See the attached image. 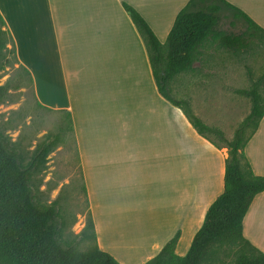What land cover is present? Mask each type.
I'll return each instance as SVG.
<instances>
[{"label":"crops","instance_id":"crops-1","mask_svg":"<svg viewBox=\"0 0 264 264\" xmlns=\"http://www.w3.org/2000/svg\"><path fill=\"white\" fill-rule=\"evenodd\" d=\"M187 1L0 0L9 47L37 103L69 115L97 244L121 264H134L136 251L143 257L135 264H143L178 229L175 251L184 255L223 189L227 147L200 135L158 91L144 41L123 6L164 42ZM225 1L264 29V0ZM218 82L201 76L193 93L173 92L212 126L211 105L202 99L214 96ZM244 154L253 172L264 175V114ZM110 229L115 250L106 244ZM242 229L264 252V191L253 198Z\"/></svg>","mask_w":264,"mask_h":264},{"label":"trees","instance_id":"trees-1","mask_svg":"<svg viewBox=\"0 0 264 264\" xmlns=\"http://www.w3.org/2000/svg\"><path fill=\"white\" fill-rule=\"evenodd\" d=\"M123 6L144 41L158 91L182 110L200 135L219 146L207 135L211 133L227 147L222 192L208 206L187 252L179 255L175 251L178 229L143 264H222L225 257H232L230 264H264V252L244 237L242 229L253 198L264 191V175L253 172L244 154V146L264 114V93L260 89L264 74L250 88L237 90L250 98L251 106L230 139L222 129L196 115L189 99L174 98L170 93L173 77L193 72L201 50L211 44L231 51L246 49L254 40L264 41V29L225 0H188L177 13L165 41L160 42L133 7L126 3ZM234 26L239 28L234 30ZM11 42L0 13V70ZM12 51L15 56L14 48ZM8 89L0 83V102ZM53 147L54 140L47 135L24 162L9 136L0 131V264H121L99 248L90 210L80 235L92 244L79 250L62 241L54 202L43 204L33 194L31 178L44 166Z\"/></svg>","mask_w":264,"mask_h":264},{"label":"rangeland","instance_id":"rangeland-1","mask_svg":"<svg viewBox=\"0 0 264 264\" xmlns=\"http://www.w3.org/2000/svg\"><path fill=\"white\" fill-rule=\"evenodd\" d=\"M228 26V20H225V27ZM238 28L234 26L232 29ZM9 45L4 67L0 70V83L9 88L7 96L0 102V131L9 136L24 162L30 159L37 143L47 135L54 140V147L47 155L46 163L31 178V190L39 202H54L59 215L57 219L61 221L62 241L84 250L92 244V241L80 235L88 216L89 202L69 118L64 113L42 108L37 103L29 75L18 65L13 48ZM193 66V72L173 77L171 95L182 98L173 90L193 93L201 76H217L219 82L214 96H206L202 100L211 105L206 111V117L210 118L212 126L222 129L226 138L230 139L251 106L250 98L237 90L250 88L253 81L264 74V41L254 40L248 48L239 51L211 44L201 50ZM261 84L260 89L264 93V78ZM207 135L223 145L213 134ZM110 230L105 238L106 244L115 250L118 244L114 246L112 237L115 232L111 230L112 234H109ZM123 244L124 247L130 245L125 242ZM134 245L139 247L140 244ZM113 253L111 254L120 261ZM119 253L126 256L129 252L122 250ZM135 253L137 257L131 256L132 261H142L143 253ZM231 262L232 257H225L222 264Z\"/></svg>","mask_w":264,"mask_h":264}]
</instances>
